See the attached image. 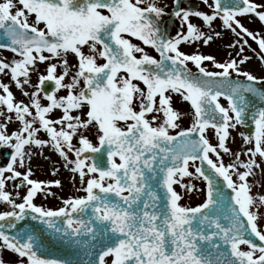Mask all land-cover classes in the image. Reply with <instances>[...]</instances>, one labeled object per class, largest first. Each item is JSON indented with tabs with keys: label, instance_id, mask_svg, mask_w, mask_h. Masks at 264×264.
I'll return each mask as SVG.
<instances>
[{
	"label": "snow or ice",
	"instance_id": "6c2138e0",
	"mask_svg": "<svg viewBox=\"0 0 264 264\" xmlns=\"http://www.w3.org/2000/svg\"><path fill=\"white\" fill-rule=\"evenodd\" d=\"M182 2L0 0V50L14 54L0 57V74L27 97L17 101L0 80V148L9 150L0 166V203L10 209L0 211V264H264V194L253 195L249 181L264 172V76L240 67L250 59L241 56L245 37L264 53V35L239 19L264 25V0H202L207 11ZM169 15L180 24L174 36L164 22ZM217 20L238 38L228 47H238L239 60L180 50L222 37L212 30ZM173 94L190 104L187 128L178 123ZM10 123L16 130L8 131ZM249 126L250 133L238 132L247 147L232 153V132ZM33 147L63 158L85 195L56 209L35 204L38 193L51 195L46 187L61 182L30 178ZM221 151L234 161L225 165ZM16 181L26 189L19 203L6 190ZM176 184L203 191V202L182 205ZM26 218L36 223L18 227ZM54 249L64 255H50ZM5 253L17 259L7 262Z\"/></svg>",
	"mask_w": 264,
	"mask_h": 264
},
{
	"label": "rangeland",
	"instance_id": "374dc122",
	"mask_svg": "<svg viewBox=\"0 0 264 264\" xmlns=\"http://www.w3.org/2000/svg\"><path fill=\"white\" fill-rule=\"evenodd\" d=\"M257 2H261V0H257ZM241 22L245 25V27L249 28V30L259 32L261 35H264V25H262L258 20L253 18L251 21L249 20L248 17H240ZM248 25V26H247ZM248 39V46L244 47V52L241 54V56H248L250 59L247 61L248 65H251L253 62L256 63L257 68L263 69V63L261 61L257 60V55L253 53L251 50V46L257 47L258 45L251 40V38ZM238 39L235 37L234 34L230 36L227 42H225L224 47H225V54H224V62L225 59L228 60L229 56L226 57L228 54H232L235 57H240L237 56V52L239 51L238 47L236 48H230L228 45L232 43L234 40ZM14 54L9 53L7 51H2L0 50V57H6L7 60H11L13 58ZM241 58V57H240ZM70 63L74 62L73 57H69ZM246 66H241L242 69H247ZM41 70H43V65L41 66ZM264 76V75H263ZM0 80H3L6 83H10L9 79L7 76H3L0 74ZM37 81V75L34 73L32 75V83L35 84ZM10 88L14 93L15 99L17 101L19 100H24L27 102V97H24L21 94V91L15 87L14 84L10 83ZM28 91H32L31 88H27ZM61 95L64 94L63 92L60 93ZM42 103H47V101H42ZM59 115L58 112H54L51 114V116L55 117ZM0 122H2V118H0ZM18 127V123H10L8 131L11 132L13 130H16ZM40 138H47L46 134L41 132L38 134ZM235 138L229 140L228 142V147L231 149L232 153L242 151L245 147L242 143V139L239 136L238 133H235ZM210 140L213 144H216V138L215 136L210 133L209 134ZM91 138V137H90ZM95 142V141H94ZM2 148H0L1 150ZM33 152V156L31 161L26 160V164L31 167L32 169V175L31 179H35L37 181H54V180H59L60 186H55L52 185L50 187H46L45 191L52 193L51 195L45 196L44 193H38L35 197L33 202L37 204L38 206L44 207V208H51V209H56L61 206H63L62 201L63 199H67L70 197H79L85 195L84 191L82 190V186L79 180L78 175L73 174L70 171V168L64 166V161L63 158H61L57 153H55L50 147H45L44 149H37L33 147L31 149ZM42 151V155L40 152ZM221 156L223 158V162H225V165L232 163L235 159L234 156L231 154H226L221 151ZM214 157V156H213ZM215 158V157H214ZM4 157L3 154L0 151V166H4ZM241 160L247 159V157L241 155L240 157ZM259 159V158H257ZM264 167V165H262ZM53 169H56L55 174H53ZM243 170V169H241ZM23 171V169H21ZM192 171V170H190ZM186 179V178H184ZM249 181L253 183V188H252V194H264V172L257 170V173L254 177H249ZM18 183L16 182H8L6 184V190L11 192L13 197L16 199V202H21L22 196L25 194L26 189L21 187L19 189L14 187V184ZM178 193H182V199H185L186 201V196L190 194L187 192L186 189H180V186H177L175 188ZM19 192V196L16 195V193ZM185 201L180 202L182 205L186 206ZM4 210H10L9 206H7L4 203H0V211ZM260 212V223L264 227V207H261L259 209ZM6 257H8L9 260L12 262L17 259V257L12 254V253H5Z\"/></svg>",
	"mask_w": 264,
	"mask_h": 264
},
{
	"label": "flooded vegetation",
	"instance_id": "af4514ba",
	"mask_svg": "<svg viewBox=\"0 0 264 264\" xmlns=\"http://www.w3.org/2000/svg\"><path fill=\"white\" fill-rule=\"evenodd\" d=\"M161 3L168 5L169 8H171V6H172V0H161ZM181 6L182 7L187 6V7L192 8V9L207 11L205 5L202 3V0H183ZM164 22H165V26L167 28L168 33L172 36H174L176 34L177 30L180 29L179 21L170 15L164 17ZM194 22H196V21H194ZM203 30L208 31L209 34H211V31L207 29V26H204ZM212 30L222 32L223 33L222 37H220V38L214 37L213 40L210 41L208 45H204L202 41L195 42V43H182L179 46L180 50L185 52L186 54L211 55V56L215 57L216 61L224 63V54H225V50H226L224 47V44H225V42L228 41V39L230 38L232 33L226 32V30H224L221 27V22L219 20H217L213 23ZM133 42L134 43H140L139 41H136V40H134ZM144 47H145L146 51L149 52L151 55L155 56L156 58H159L158 54L152 48H150L148 46H144ZM251 50L252 51L255 50V51H253V53H255L257 55V60L261 61L259 56L264 55V53L261 52V50L258 48V46L257 47L251 46ZM228 56H229V59L228 60L225 59V62H227L233 58H236L237 60L240 59V57L239 58L235 57L232 54H228L226 57H228ZM246 65H247V67H246L247 69L244 68V70L250 71L253 75H256L257 77H261L264 75V63H263V69L257 68L255 62H253L251 65H248V62H245L241 66H246ZM187 66L190 69L197 71L195 65L192 62H188ZM202 66L206 67V69L209 71H220V69L215 68L214 65L210 61L202 62ZM221 103L224 104L225 106H227V102L223 98H221ZM173 107L182 113L181 118L178 121V123L180 124V127L181 128L189 127L191 122H192L190 104L188 102H183L178 95L173 94ZM157 123H159V121H157ZM177 130H179V129H177ZM241 131H242L241 128H238V131H233L232 137L235 138L236 137L235 133H238ZM210 133H212L211 130L208 132V136ZM209 139H210V137H209ZM0 151H2V150H0ZM213 159H215V158L213 157ZM189 170L194 171V169L191 167V164H190ZM185 178L186 179H183L184 183H188L189 180L191 179V182L193 184H195L197 189H203L204 188V182L202 180L189 178V177H185ZM233 178L235 179V177H233ZM177 186H179V184L174 185L175 188H177ZM180 189H182V188H180ZM180 194L182 195L181 192H180ZM203 199H204V192L203 191H193L186 196V201H185V199H181L180 202L185 201V204L188 203L186 206L194 207V206L202 203ZM258 226L262 230H264V227L260 223V220L258 221ZM4 259L7 262H12L6 256H4Z\"/></svg>",
	"mask_w": 264,
	"mask_h": 264
},
{
	"label": "water",
	"instance_id": "95a60500",
	"mask_svg": "<svg viewBox=\"0 0 264 264\" xmlns=\"http://www.w3.org/2000/svg\"><path fill=\"white\" fill-rule=\"evenodd\" d=\"M189 69V68H188ZM191 70V69H190ZM193 73H197V71H193V70H191ZM241 79H243V78H241ZM52 88V84H47L46 85V89H51ZM242 129V131L243 132H245V133H250L251 131H252V128H251V126H249V127H247V128H241ZM8 149H4L3 151H2V153H3V155H4V160L5 161H7V159H8V156H7V153H8ZM32 223V224H35L36 222L35 221H30V218H26V220L25 221H20V222H18V227L20 226V225H26V224H28V223ZM257 242H258V240H257ZM50 255H52V256H61V255H64V253L62 252V251H59V250H52V252L50 253ZM72 259H75V257H72Z\"/></svg>",
	"mask_w": 264,
	"mask_h": 264
}]
</instances>
